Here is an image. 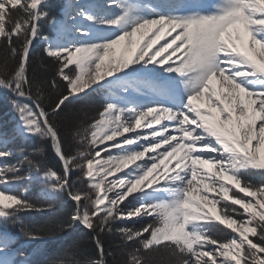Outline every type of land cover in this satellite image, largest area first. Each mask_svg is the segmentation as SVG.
I'll return each mask as SVG.
<instances>
[{
	"label": "snow or ice",
	"instance_id": "1",
	"mask_svg": "<svg viewBox=\"0 0 264 264\" xmlns=\"http://www.w3.org/2000/svg\"><path fill=\"white\" fill-rule=\"evenodd\" d=\"M0 101V264H264V0H0Z\"/></svg>",
	"mask_w": 264,
	"mask_h": 264
},
{
	"label": "trees",
	"instance_id": "2",
	"mask_svg": "<svg viewBox=\"0 0 264 264\" xmlns=\"http://www.w3.org/2000/svg\"><path fill=\"white\" fill-rule=\"evenodd\" d=\"M35 47H36V53H39L42 47L41 45H39V42L36 43ZM36 53H34V56L36 55ZM98 104L99 105L97 106L99 107L100 103ZM83 106H84L83 104L77 105V107H83ZM88 113L89 115H95L96 112L88 111ZM48 162L50 164L57 165L56 158L51 152L48 153ZM33 198H35V193L33 194ZM49 215L50 214L47 213L45 214L32 213L30 216L26 217V219L32 224L43 225L49 219ZM82 237L83 234L81 233H64L58 240L48 242L43 246L44 256L42 257V260L47 261L59 257L65 248L74 244ZM83 238L86 239V237Z\"/></svg>",
	"mask_w": 264,
	"mask_h": 264
},
{
	"label": "rangeland",
	"instance_id": "3",
	"mask_svg": "<svg viewBox=\"0 0 264 264\" xmlns=\"http://www.w3.org/2000/svg\"><path fill=\"white\" fill-rule=\"evenodd\" d=\"M60 1L62 2V0H53V2L57 5V7H59ZM98 103H100V106H101V104L103 103V97L95 96L93 97L91 101L88 102L87 105H84L83 107H86L88 111L96 112V110L100 108V106L99 107L97 106L99 105ZM7 112H8V109L5 103L0 101V122L11 119L10 115H6ZM36 143H38V141ZM117 259L123 261L124 259H126V257L123 254L118 253Z\"/></svg>",
	"mask_w": 264,
	"mask_h": 264
}]
</instances>
